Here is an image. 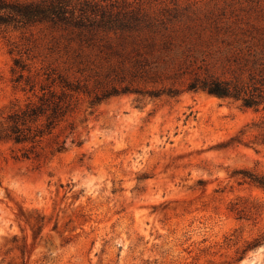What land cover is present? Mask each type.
I'll use <instances>...</instances> for the list:
<instances>
[{"label": "rangeland", "instance_id": "374dc122", "mask_svg": "<svg viewBox=\"0 0 264 264\" xmlns=\"http://www.w3.org/2000/svg\"><path fill=\"white\" fill-rule=\"evenodd\" d=\"M62 1L179 15L171 33L204 49L219 32L264 33V0ZM18 56L33 74L67 69L89 91L38 157H23L31 145L6 136L8 115L36 99L14 81ZM107 56L45 25L0 30V264H264V188L255 181L264 175V109L200 89L95 101L111 84Z\"/></svg>", "mask_w": 264, "mask_h": 264}, {"label": "trees", "instance_id": "16d2710c", "mask_svg": "<svg viewBox=\"0 0 264 264\" xmlns=\"http://www.w3.org/2000/svg\"><path fill=\"white\" fill-rule=\"evenodd\" d=\"M163 16L126 6L109 9L89 1L72 7L62 0H0V30L45 25L68 40L110 54L107 61L115 62L107 66L105 78L111 84L96 93L95 101L121 93L159 97L166 91L176 95L200 89L221 99L240 101L247 108L264 109L263 32L227 29L212 35L210 47L204 49V43L197 45L190 36L171 33L183 18ZM196 39L201 41L203 36ZM26 50L28 54L30 49ZM32 68L21 56L15 58L14 81L25 82L36 99L7 117L11 125L6 136L31 145L22 153L25 158L39 156L38 146L74 110L80 92L87 91L82 90L80 79H71L67 69L47 64L41 67L42 74H33ZM43 76L49 84H41L37 92ZM97 78L95 83L103 85ZM255 181L264 188V175Z\"/></svg>", "mask_w": 264, "mask_h": 264}]
</instances>
